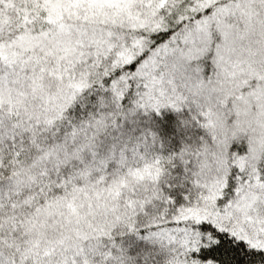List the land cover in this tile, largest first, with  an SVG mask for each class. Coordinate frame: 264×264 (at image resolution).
<instances>
[{"label":"snow or ice","instance_id":"obj_1","mask_svg":"<svg viewBox=\"0 0 264 264\" xmlns=\"http://www.w3.org/2000/svg\"><path fill=\"white\" fill-rule=\"evenodd\" d=\"M0 264H264V0H0Z\"/></svg>","mask_w":264,"mask_h":264}]
</instances>
